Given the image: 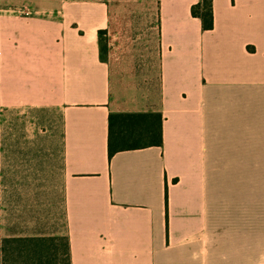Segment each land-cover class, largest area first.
I'll return each mask as SVG.
<instances>
[{"label":"crops","instance_id":"obj_1","mask_svg":"<svg viewBox=\"0 0 264 264\" xmlns=\"http://www.w3.org/2000/svg\"><path fill=\"white\" fill-rule=\"evenodd\" d=\"M199 1L0 0V111L63 132L55 178L59 148L0 141V241L63 236L71 264H264V0H213L211 30ZM115 113H161L162 146L110 158Z\"/></svg>","mask_w":264,"mask_h":264},{"label":"trees","instance_id":"obj_2","mask_svg":"<svg viewBox=\"0 0 264 264\" xmlns=\"http://www.w3.org/2000/svg\"><path fill=\"white\" fill-rule=\"evenodd\" d=\"M191 11L194 17L200 18L203 30L214 27L213 0H200ZM162 123L161 113L111 114L109 157L120 151L162 146ZM0 264H71L70 244L63 236L0 241Z\"/></svg>","mask_w":264,"mask_h":264},{"label":"rangeland","instance_id":"obj_3","mask_svg":"<svg viewBox=\"0 0 264 264\" xmlns=\"http://www.w3.org/2000/svg\"><path fill=\"white\" fill-rule=\"evenodd\" d=\"M0 141L39 142L59 148L60 156L53 161L52 170L54 178L57 174H62V123L60 115L55 112H38L25 108L0 111ZM48 168L50 169L49 164L42 165L40 175H44Z\"/></svg>","mask_w":264,"mask_h":264}]
</instances>
